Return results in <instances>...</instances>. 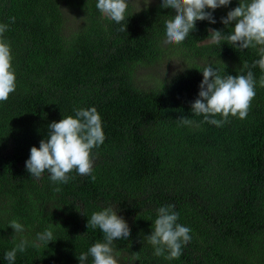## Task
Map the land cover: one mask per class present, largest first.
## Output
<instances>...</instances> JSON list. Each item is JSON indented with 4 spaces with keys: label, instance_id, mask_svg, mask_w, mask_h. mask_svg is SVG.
<instances>
[{
    "label": "trees",
    "instance_id": "16d2710c",
    "mask_svg": "<svg viewBox=\"0 0 264 264\" xmlns=\"http://www.w3.org/2000/svg\"><path fill=\"white\" fill-rule=\"evenodd\" d=\"M242 2L206 9L216 22L196 21L175 44L165 43V21L175 12L162 0L141 8L127 0L119 24L97 0H0V23L8 24L0 39L16 77L15 91L0 102V264H9L5 253L22 239L28 244L13 264H80L81 253L104 242L87 221L110 205L130 232L112 243L118 264H264V72L253 67L261 46L208 43V29L232 32L234 23L221 18ZM172 57L180 65L165 80L135 84L137 64L154 68ZM209 65L221 76L252 71L256 94L245 119L229 116L217 127L191 111ZM91 107L105 136L92 149L95 179L73 170L66 184L48 172L34 181L25 167L31 147L39 148L50 123ZM182 116L193 123L182 125ZM167 205L191 230L178 259L154 255L147 240L156 210ZM13 220L22 232L9 226ZM46 229L48 244L37 240ZM84 264H93L91 255Z\"/></svg>",
    "mask_w": 264,
    "mask_h": 264
},
{
    "label": "clouds",
    "instance_id": "9594fccd",
    "mask_svg": "<svg viewBox=\"0 0 264 264\" xmlns=\"http://www.w3.org/2000/svg\"><path fill=\"white\" fill-rule=\"evenodd\" d=\"M230 0H162V8L174 10V18L165 21V43H182L195 28L196 21L207 20L215 23L211 11L221 6H227ZM96 8L108 19L120 23L125 20L128 8L127 0H97ZM15 22V18H10ZM221 23L229 26L234 23L232 32L224 34L220 30L208 29V43L220 44L227 41L239 49L259 47L260 59L253 62V67L259 66L264 72V0H248L229 11ZM8 24L0 23V37L7 31ZM126 31V25L120 28ZM12 56L10 46L0 39V102L7 101L9 95L15 91L16 77L12 70ZM244 67H248L245 65ZM235 76L219 74L211 65L203 68V79L199 85L198 98L191 104V111L195 115H203V121L223 126L228 117L245 119L252 100L255 97V84L251 70ZM264 87V75L259 80ZM75 118L68 116L59 122L48 125V134L39 142V148L33 146L25 167L34 181H40L42 174L48 172L52 182L68 183V174L76 170L79 175L92 176V149L99 147L105 139L102 121L95 107L75 109ZM219 115L221 119H216ZM182 125L193 123L187 117L177 118ZM57 191L60 189L57 188ZM173 205L162 206L156 210L154 230L147 236L148 242L154 247V255L162 256L168 252L167 259H178L182 245L191 240L190 228L176 223L178 213ZM99 228L104 234V242H96L87 253H81L78 260L84 264L88 256L93 258V264H118L113 256L112 243L114 240H125L130 232L121 216L117 215L113 205L93 212L87 221L88 226ZM9 226L15 232H22L23 226L16 220ZM37 240L48 244L53 241V232L46 229L37 234ZM28 241L21 240L12 250L5 253V259L13 264L17 251L24 252ZM139 259V257H134Z\"/></svg>",
    "mask_w": 264,
    "mask_h": 264
},
{
    "label": "rangeland",
    "instance_id": "374dc122",
    "mask_svg": "<svg viewBox=\"0 0 264 264\" xmlns=\"http://www.w3.org/2000/svg\"><path fill=\"white\" fill-rule=\"evenodd\" d=\"M136 8H141L145 1L147 0H131ZM78 14L79 11H76ZM180 65L179 60L172 57V59H167L165 62L161 61L160 64L153 67L141 65H136V72L134 76V82L138 87L143 89L151 88L156 84L157 79L165 80L164 77H168L173 69ZM157 74V75H156ZM119 262V260H117Z\"/></svg>",
    "mask_w": 264,
    "mask_h": 264
}]
</instances>
